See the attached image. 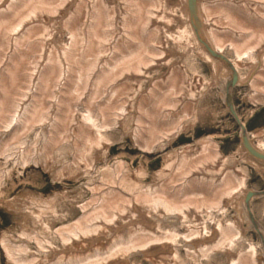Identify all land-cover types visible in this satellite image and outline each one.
Here are the masks:
<instances>
[{"label":"bare ground","instance_id":"bare-ground-1","mask_svg":"<svg viewBox=\"0 0 264 264\" xmlns=\"http://www.w3.org/2000/svg\"><path fill=\"white\" fill-rule=\"evenodd\" d=\"M190 1L194 24L188 0H0V197L30 166L55 181L103 178L86 184L90 198L72 223L57 212L70 208L66 193L0 199L21 216L17 238L0 237L6 264H134L127 251L138 250L147 264H264V229L251 211L264 189L242 190L243 162L264 173V125L248 131L236 114L240 159L200 138L165 154L149 183L141 163H105L124 135L151 153L220 114L216 96L233 108L234 86L264 105V0Z\"/></svg>","mask_w":264,"mask_h":264},{"label":"rangeland","instance_id":"rangeland-1","mask_svg":"<svg viewBox=\"0 0 264 264\" xmlns=\"http://www.w3.org/2000/svg\"><path fill=\"white\" fill-rule=\"evenodd\" d=\"M210 2L223 1V0H209ZM264 22V20H262ZM259 36V35H257ZM262 37H256V41ZM260 48H264V37L262 38ZM158 45L150 46L152 50L158 49ZM201 72L204 73L206 77L210 74L209 65L203 61L197 60ZM245 86H234L232 88V97L234 108L237 115L240 118V121L245 124V127L248 131H253L257 127L264 125V105H253L250 102L243 99L244 93H246ZM175 96V95H174ZM173 96V97H174ZM215 102L218 106V114L213 119V117H202L199 121L195 123L192 130H188L186 132L180 133L177 137L169 144H164V146L151 153H145L135 146L132 145L130 138L126 135L122 139H118L111 144L108 153V159L105 163L108 166H111L115 161L122 160L127 165L137 167L140 163L142 167L145 168L147 176L144 178V183L150 182V177L153 172L161 166L162 158L165 154L171 153L173 150L186 145V144H195L200 138H209L214 144H216L219 150L225 155H234L237 154V149L239 143L240 130L238 127V123L236 120L230 115L229 111L224 105L223 99H220L218 96L215 97ZM185 122L187 118L183 119ZM117 137L122 136L123 134L120 130L116 129ZM233 159H240L239 155H235ZM3 160H0L2 162ZM238 163L242 164L241 161ZM247 170L248 177L245 184V187L242 190H262L264 189V173L256 167L254 164L243 162ZM17 173H15L8 180L5 188L3 189V194L0 197L1 200H11L12 198L22 195H43V196H52L55 192H63L66 193V197L70 199L69 206L65 207L62 205L61 208L57 209V212L60 214H66L65 219L61 221V223H69L74 222L82 213L79 210V206L84 203L86 200L90 198V191L86 188V184L93 183L94 181H103L101 178L102 175L100 171H95L92 175L85 177L80 176L73 179H63L61 181L53 180L50 173L42 170L40 167L30 166L25 169L22 173V176L17 177ZM26 179V182H24ZM120 194L133 195V192L123 186L121 190H117ZM264 205V196H260L254 198L251 201V211L255 217L256 222L264 229V208L261 210L260 205ZM60 210V211H59ZM236 212L233 208H228L226 212V220L232 221ZM20 215L16 211H9L5 207L0 205V237L2 234L13 235L17 238V233L20 231ZM59 221H56L54 226H57ZM60 223V224H61ZM242 223L243 227L247 226L245 221V215H242ZM167 229V227H164ZM53 229V228H52ZM168 229L171 231L175 230L177 232H182L183 229L180 225L175 223L174 221H170L168 223ZM245 238L251 239L254 244H257L260 241L259 236L252 230V228L247 227L244 232ZM108 240H111V235L108 233ZM44 238V237H43ZM46 240V239H45ZM49 242L52 243L54 247H60V243L55 233L52 231L50 236L48 237ZM47 240V241H48ZM178 252L182 254L184 247V240L179 238L177 240ZM33 247L34 245L31 244ZM112 245V244H111ZM246 244L242 245V248L246 249ZM35 250V249H31ZM261 256H264L262 248L259 250ZM137 253H133V251H127L130 254V262L133 261L134 264H147L144 260H142L139 250L135 251ZM42 256L43 253H38ZM37 255V254H36ZM43 257V256H42ZM264 263V259L263 262ZM0 264H6V255L3 248L2 243L0 242ZM185 264H192L190 261ZM227 264V263H225Z\"/></svg>","mask_w":264,"mask_h":264},{"label":"water","instance_id":"water-1","mask_svg":"<svg viewBox=\"0 0 264 264\" xmlns=\"http://www.w3.org/2000/svg\"><path fill=\"white\" fill-rule=\"evenodd\" d=\"M188 3H189L188 5H189V9H190V15H191V22H192V24H194L195 22L193 21V17H194V16H193V11H192V10H193V6H192V3H191L190 0H188ZM229 84H231V85L235 84V78H234V76H233V78L230 80ZM226 106L228 107L229 112H230L234 117H236V114H235L233 108L231 107V105H228V104L226 103ZM250 195H252V192H249V193L247 194V196H246V198H245L246 202H247V200L249 199Z\"/></svg>","mask_w":264,"mask_h":264}]
</instances>
